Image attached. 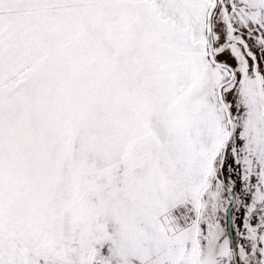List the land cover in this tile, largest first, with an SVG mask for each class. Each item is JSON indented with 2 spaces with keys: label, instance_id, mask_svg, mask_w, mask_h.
Listing matches in <instances>:
<instances>
[{
  "label": "snow or ice",
  "instance_id": "6c2138e0",
  "mask_svg": "<svg viewBox=\"0 0 264 264\" xmlns=\"http://www.w3.org/2000/svg\"><path fill=\"white\" fill-rule=\"evenodd\" d=\"M0 264H264V0H0Z\"/></svg>",
  "mask_w": 264,
  "mask_h": 264
}]
</instances>
